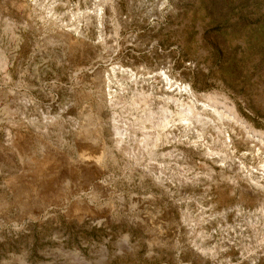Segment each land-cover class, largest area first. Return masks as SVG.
Instances as JSON below:
<instances>
[{
    "label": "rangeland",
    "instance_id": "1",
    "mask_svg": "<svg viewBox=\"0 0 264 264\" xmlns=\"http://www.w3.org/2000/svg\"><path fill=\"white\" fill-rule=\"evenodd\" d=\"M3 65L0 144L9 132L14 145L0 147V264H264V192L254 185L264 150L258 156L246 135L264 132V0H0ZM111 67L137 73L155 97L196 99L197 111L207 96L225 101L244 122L225 124L235 133L228 149H210L228 159L207 153L213 129L200 141L196 128H180V185L143 175L148 157L124 174L117 152L89 185L79 155L99 147L77 131L107 120L94 82ZM162 72L193 97L166 86ZM23 103L24 118L8 115ZM100 134L111 148L110 130ZM80 202L112 204L111 221L67 217Z\"/></svg>",
    "mask_w": 264,
    "mask_h": 264
},
{
    "label": "bare ground",
    "instance_id": "2",
    "mask_svg": "<svg viewBox=\"0 0 264 264\" xmlns=\"http://www.w3.org/2000/svg\"><path fill=\"white\" fill-rule=\"evenodd\" d=\"M98 17H100V14ZM67 38L69 37L67 36ZM71 42L72 41H70V43ZM10 71L11 69L4 65L0 67V74L4 76L3 81L9 79L8 75ZM137 75L138 74L133 73L131 69L121 70L120 68L115 67H111L110 72L106 75L99 73H96L95 75L94 86L97 92L95 102L98 110L105 111L108 118L106 121L97 122L98 124L96 126L94 125V128L88 123V125H90L89 128L86 127V129L85 127H82L83 130L77 131V138L80 137L82 141H84L83 139L89 140L92 143H96L99 147L97 151L98 155L97 153L94 155L92 153L86 154L84 152L79 155V167L82 170L85 169V172L91 178H88V184L90 181H93V179H96L98 175L103 173V157L106 156L115 163L116 160L113 152H117L121 156L122 172L124 174H128V172L131 173V166L133 164L138 165L140 161L145 157H148L149 161L142 170L143 175L146 177L151 176L157 187H165V182L167 180H169V183L175 187L177 184L180 185L182 179L178 175V170L180 169L177 168L176 164L179 154H177L174 149L176 144H180L179 138L176 136V131L180 128H183L184 131L196 128L194 131L197 139L200 141H204V137L207 136L208 128L213 129L216 132V137H214L212 143L207 146V153L210 155H217L222 162L228 159L226 155L219 154L218 151L215 152L210 149L214 147L216 149H219L220 147L228 149L231 144L228 131L231 133H234V131L230 128L226 131L224 129L225 124H231L238 128L244 124V122L236 115L232 107L227 106V104L224 103L225 101H219L215 96H207L205 102L200 104L201 111L199 110V112L196 107V99L184 103L174 98V96L165 99L163 97H155L153 94L148 93V85L145 87L144 82H141L143 79L141 80L140 76L138 80ZM159 75L162 76L166 86L170 89L173 88L174 92L176 90L179 92L182 91L185 94H188L190 98L193 97L188 86H182L179 83L172 82L165 72H162ZM20 106V109L14 108L9 113L7 112L8 115L12 118L16 116H21L20 119L24 118V113L27 110L26 105L23 103L20 104ZM208 114H212L220 126H217L213 119L208 118ZM17 124V126H20V122ZM102 127L110 130L109 141L111 143V148L106 147L101 138L100 132ZM249 133L253 135L249 137ZM246 135L247 140L251 141L256 137V139L253 140L255 143L253 147L256 154L260 156V153L262 154V150H264V132H255L249 127ZM13 145V137L9 136V132H7L6 142L5 144H0V147L6 152H10ZM166 145L169 146V151L167 153H158V148ZM51 155L58 158L55 153H52ZM156 158L161 159V161L156 162ZM166 159L169 160L170 164H165ZM86 162H91L92 166L86 167L88 164ZM54 163L55 160L51 158L50 165H52L54 169L52 168V171L50 172V179H53L57 173L56 170L58 165ZM35 167L41 168L42 165H35ZM261 168L262 183L255 181L254 185L256 188L260 189V191L264 192V157L261 161ZM26 171H29L28 168ZM30 171L29 173L32 174ZM99 185L95 183L94 186L100 188L101 185ZM10 188H12V192H14V186ZM118 201L121 210L124 211L126 209V203L123 196L119 197ZM81 203L82 202H80V204ZM111 205L112 204L109 203L108 209L101 211L81 204L78 208L74 209V211H70V209L66 216L75 219L76 222H82L84 219H88L90 221H97V223H109L111 221ZM263 209L264 208L262 207L260 210L263 211ZM77 210L79 213H75ZM29 211L27 213H29ZM133 222L135 224V221Z\"/></svg>",
    "mask_w": 264,
    "mask_h": 264
}]
</instances>
